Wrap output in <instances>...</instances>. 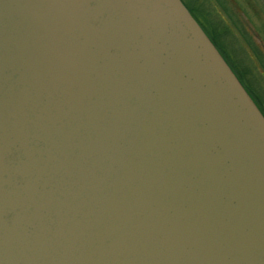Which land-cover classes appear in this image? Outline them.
Here are the masks:
<instances>
[{
    "label": "water",
    "instance_id": "1",
    "mask_svg": "<svg viewBox=\"0 0 264 264\" xmlns=\"http://www.w3.org/2000/svg\"><path fill=\"white\" fill-rule=\"evenodd\" d=\"M0 264H264V118L180 0H0Z\"/></svg>",
    "mask_w": 264,
    "mask_h": 264
},
{
    "label": "rangeland",
    "instance_id": "2",
    "mask_svg": "<svg viewBox=\"0 0 264 264\" xmlns=\"http://www.w3.org/2000/svg\"><path fill=\"white\" fill-rule=\"evenodd\" d=\"M221 1H223L222 4H218ZM224 1L225 0H186L192 13V9L198 12L197 8H195L196 6L204 11L208 17H213V22L218 29L216 31L214 30L215 32L213 34L209 31L208 39L213 45L217 46V51L225 63L226 61L229 63L231 68L228 67L240 82L239 79H241L240 76L242 75L240 65L244 62L245 56L243 55L245 54L241 48L240 38L238 36L233 38V30L236 33H243L242 29L238 27L241 24L242 27L250 32L262 35L264 33L262 29V27L264 28V0H226V3ZM257 9H260L259 14L257 13ZM227 20L232 24L233 30L229 28ZM227 47H233L234 49L232 50L236 52V56L227 54ZM230 61L232 63H230Z\"/></svg>",
    "mask_w": 264,
    "mask_h": 264
},
{
    "label": "flooded vegetation",
    "instance_id": "3",
    "mask_svg": "<svg viewBox=\"0 0 264 264\" xmlns=\"http://www.w3.org/2000/svg\"><path fill=\"white\" fill-rule=\"evenodd\" d=\"M180 1L188 10L190 15L194 18V20L197 22V24L200 26V28L203 30V32L206 34V36H208L209 31H211L213 34L218 29L213 22L212 19L213 17L212 18L208 17L204 11H202L196 6L195 8H197L198 12L192 9L193 11L192 13L187 5L186 0H180ZM222 2L223 1H221L218 4H222ZM224 2L226 3L227 1L225 0ZM257 10H258L257 13L259 14L260 9ZM227 22L229 28L232 29L233 27L232 24L229 22V20H227ZM238 27L242 29L243 33L242 32L236 33L232 29L234 35L233 38L237 36L240 38L241 48L245 54L243 55L245 56L244 62L240 65L242 75L240 76L241 79L239 80L242 87L245 89L248 96L250 97V99L252 100V102L254 103V105L256 106V108L264 118V33L262 35L252 33L246 28L242 27L241 24ZM262 29L264 30L263 27ZM214 47L218 50L216 45H214ZM232 49L234 48L227 47L226 48L227 54L230 55L233 54L236 56V52ZM225 56L228 58L226 54ZM230 63L232 62L230 61ZM226 64L230 67L227 61Z\"/></svg>",
    "mask_w": 264,
    "mask_h": 264
}]
</instances>
